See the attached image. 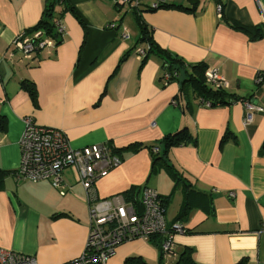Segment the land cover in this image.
<instances>
[{
	"label": "crops",
	"instance_id": "1",
	"mask_svg": "<svg viewBox=\"0 0 264 264\" xmlns=\"http://www.w3.org/2000/svg\"><path fill=\"white\" fill-rule=\"evenodd\" d=\"M153 1L133 8L115 0H65L58 15L62 41L27 60L11 41L37 23L46 0H0V115L6 119L0 168L9 172L0 189L1 248L34 256L38 264H61L80 255L88 236L87 195L71 169L63 173L64 194L47 180L14 178L24 118L30 117L61 129L75 148L114 145L122 161L96 180L91 197L156 189L168 222L186 228L173 238L178 255L189 248L198 264H264V112H254L244 125L240 100L250 98L264 109V86L256 82L264 71V0H199L196 12L152 9ZM137 19L187 68L203 63L218 69L227 84L225 99L239 100L204 105L189 86L180 93L183 78L162 85L163 55L134 51L149 46ZM23 80L34 83L36 105ZM184 127L194 141L172 147L168 164L159 161L150 172V146ZM134 144L140 147L134 150ZM182 182L189 207L180 215ZM159 244L160 236L122 241L107 264H163Z\"/></svg>",
	"mask_w": 264,
	"mask_h": 264
},
{
	"label": "built area",
	"instance_id": "2",
	"mask_svg": "<svg viewBox=\"0 0 264 264\" xmlns=\"http://www.w3.org/2000/svg\"><path fill=\"white\" fill-rule=\"evenodd\" d=\"M65 0H59L62 3ZM167 0H154L150 7L158 8ZM141 0H115L116 5L128 3L131 7L140 5ZM223 3H216L218 16L221 17ZM59 38L65 33L60 19L53 21ZM124 39L129 38L127 32L122 33ZM11 45L19 52L22 59L32 60L37 54L58 44L56 40L45 36L38 30L32 34L26 31L15 36ZM147 48L136 47L134 50L140 57L145 56ZM175 70H165L161 79L164 85L178 78ZM205 83L216 89H225L227 84L216 68H206ZM258 87L264 86V71L257 75ZM204 105L209 101L200 99ZM245 107L244 125L250 124L254 112H264L263 107L256 105L250 98L241 99ZM20 159L13 172L18 181L38 182L47 180L59 190L66 191L63 173L71 169L76 180L81 183L87 195L89 230L83 251L77 257L61 264H107L115 248L122 241L139 238L149 240L160 236V252L163 264L168 260L173 263L178 257L174 235L185 233V226L177 221L168 222L165 216L164 200L149 186L137 189L135 195L125 199L123 193L110 197L93 199L90 191L99 177L120 165L122 159L111 143L92 144L73 147L61 129L37 125L30 117L24 118V129L19 141ZM157 152L158 148L153 147ZM172 263V264H173ZM0 264H38L35 257L0 247Z\"/></svg>",
	"mask_w": 264,
	"mask_h": 264
},
{
	"label": "trees",
	"instance_id": "3",
	"mask_svg": "<svg viewBox=\"0 0 264 264\" xmlns=\"http://www.w3.org/2000/svg\"><path fill=\"white\" fill-rule=\"evenodd\" d=\"M190 2L189 5H185L184 1L182 0H167L164 3H160L158 8H168V7H176L179 9H183L186 11L190 12H196L195 8L199 0H188ZM64 5V1L62 3H59V0H46L44 10L42 11L40 19L37 21V23L26 29L27 34H32L35 31H42L45 36L51 37L56 40V43L59 44L62 41V37L59 38V34L56 32L53 21L55 19H58V15H60L65 8L63 7L62 9L59 7L60 5ZM133 8H138L133 7ZM60 11V13H59ZM139 22V25L141 27L142 31V38L148 41L149 46L146 49V54L148 52H157L160 55L162 54L167 65L165 67V70H175L178 73V78L175 80L177 81L180 78L182 79V84H181V89L180 93L183 94L184 91V85L189 86L192 89V92L195 94V97L200 98L205 101H209L210 104H215V103H223V102H234L235 100L239 99H225L226 93L224 92V89H216L212 86H209L207 83H205L204 79V72L206 70V66L203 63H196L193 65H190L189 68L186 67V63L177 58L173 57L170 54L164 52L162 49H160L154 42L151 40V36L148 34V31L146 29V26L140 23L139 19H137ZM248 30V29H247ZM256 30V28H255ZM127 54H124L120 62L123 61ZM120 64V63H119ZM118 64V65H119ZM164 70V71H165ZM185 73V75H183ZM162 81V79H160ZM162 85H164L163 82H161ZM21 87L28 92L30 95L31 101L34 105L37 104V93H36V88L33 82L29 80H23L21 82ZM179 96L177 95L175 97L176 104L178 102ZM245 99V98H241ZM240 99V100H241ZM179 103V102H178ZM0 129L1 130H6V119L4 116L0 115ZM194 138L192 135L189 133L187 128H181L177 130L174 133L167 134L162 137V139L159 141L158 145L156 146H150V149L153 154V161H152V166H151V171L153 172L158 169V162H166L169 159V152L172 147L179 146L182 144H186L188 142H193ZM132 149L137 150L140 145H131L130 146ZM153 147H157L158 151L154 152ZM119 150L116 149V152L118 153ZM170 173L172 176L176 179V183L181 182V178L177 175V172L173 167H168ZM9 174L8 171L3 170L0 168V189L3 188V182L5 177ZM182 188L184 192V203L182 206V211L180 212V215L185 214L187 208L189 207V202H188V194H189V188L186 186L185 182H182ZM138 188H130L127 191L123 192V195L125 199L131 198L135 193L137 192ZM165 206V202H164ZM179 215V216H180ZM173 264H198L194 258H193V253L189 248L184 249L180 254L178 255L176 261Z\"/></svg>",
	"mask_w": 264,
	"mask_h": 264
}]
</instances>
